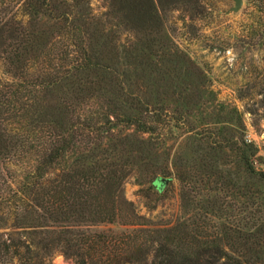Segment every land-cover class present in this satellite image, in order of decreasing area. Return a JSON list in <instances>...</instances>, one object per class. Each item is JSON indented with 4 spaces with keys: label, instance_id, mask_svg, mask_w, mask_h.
Returning <instances> with one entry per match:
<instances>
[{
    "label": "trees",
    "instance_id": "16d2710c",
    "mask_svg": "<svg viewBox=\"0 0 264 264\" xmlns=\"http://www.w3.org/2000/svg\"><path fill=\"white\" fill-rule=\"evenodd\" d=\"M105 2L94 15L88 0H0V165L27 163L7 185L16 206L0 205V261L45 264L59 249L75 264H264V172L246 147L234 149L242 179L217 162L182 175L170 227L148 226L124 197L149 161L145 135L165 122L147 100L146 56L172 49L163 13L185 0Z\"/></svg>",
    "mask_w": 264,
    "mask_h": 264
},
{
    "label": "rangeland",
    "instance_id": "374dc122",
    "mask_svg": "<svg viewBox=\"0 0 264 264\" xmlns=\"http://www.w3.org/2000/svg\"><path fill=\"white\" fill-rule=\"evenodd\" d=\"M88 1L94 15L105 11V0ZM242 2L232 12L233 0H185L163 13L162 37L172 49L164 50L157 62L155 55L147 54L152 66L143 79L147 100L162 110L165 122L145 135L150 139L149 161L123 187L126 200L150 227H170L181 215L182 175L200 176L217 162L233 173L241 171L242 179L244 165L236 146L246 147L254 169L264 172V0ZM136 40L131 35L132 45ZM7 80L0 62V83ZM24 162L14 159L0 165L3 207L16 206L15 187L7 185L21 180ZM154 169L158 177L170 180L161 191L152 186ZM240 178L237 181L243 185ZM107 228L114 233L120 230L115 225ZM0 264L20 262L2 258ZM45 264L75 262L56 249Z\"/></svg>",
    "mask_w": 264,
    "mask_h": 264
},
{
    "label": "water",
    "instance_id": "95a60500",
    "mask_svg": "<svg viewBox=\"0 0 264 264\" xmlns=\"http://www.w3.org/2000/svg\"><path fill=\"white\" fill-rule=\"evenodd\" d=\"M234 1V7L231 9L232 12L238 11L242 6V0H233ZM170 180H166L165 178H157V184L163 188Z\"/></svg>",
    "mask_w": 264,
    "mask_h": 264
}]
</instances>
